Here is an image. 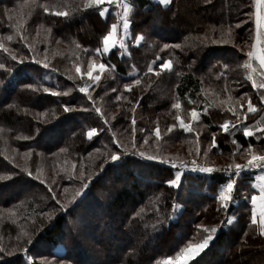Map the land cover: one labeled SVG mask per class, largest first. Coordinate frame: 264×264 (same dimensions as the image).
<instances>
[{
	"label": "trees",
	"instance_id": "16d2710c",
	"mask_svg": "<svg viewBox=\"0 0 264 264\" xmlns=\"http://www.w3.org/2000/svg\"><path fill=\"white\" fill-rule=\"evenodd\" d=\"M129 1L133 14H148L150 18L143 27H137L133 18L132 37L125 43L126 50L117 46L102 56L94 50L102 47V37L108 32L111 21L118 16L116 9L110 6L108 13L102 17L97 8H84L85 0H37L38 4L49 6L48 13L43 8L25 7L32 14L30 20L23 23L22 31L24 35L29 34L35 52L28 56H35L39 61H44L46 56L49 67L45 68L43 63L34 60H25L23 63L10 62V66L0 69V129H3L0 131V175L6 177L0 180V247L13 253L6 255L0 252V257H3L0 264H83L87 261L86 264H156L165 256H174L187 242L195 241L197 233L204 231L197 225L215 227L217 231L208 248L190 264H264V236L260 235V231L244 234L248 228L249 201L254 193L252 184L256 172L233 177L237 180L234 190L239 194L234 191V199L227 208H222L215 197L231 175L220 172L186 174L179 188L170 187L166 181L174 178L171 168L162 160L154 162L136 154L137 151H145L149 155L160 151L173 160L172 154L187 156L183 148L196 156L197 148L202 150L198 144L193 146L185 136H181L183 139L173 137L174 144L181 147L171 154H168L167 146L158 140L152 142L147 138L148 143L145 144L146 129L137 123V119H143L139 115L135 117L134 126L136 148L131 146V120L135 116L132 109H135L137 100L143 102L144 91L140 86L151 76L147 73L151 64L147 53H150L152 44L159 43L169 45L165 53L176 64L174 78L166 77L162 83L172 84L175 96L184 104L189 100L195 102L189 104H197L193 107L200 113L201 124L210 132H217L218 127L210 111H203L205 107L211 111L215 108L205 95V82L213 84L216 90L232 89L234 100L249 89L255 93L251 98L257 112L249 113L248 118H252L247 122L230 128L225 133L229 143L218 141L216 150L231 153L243 150L249 144L264 150V132H255L257 128H264V109L261 108L264 103L258 98L259 93L248 80L249 89L235 90L242 82L238 78L240 69L220 67L235 64L236 59L229 53H235L241 60L243 53L249 50V30L253 24L248 13L254 11L250 7L251 0H211L206 4L210 5L206 14L187 20H182L184 17H180L179 12L187 3L184 0H172L168 6L153 0ZM24 3L25 0H0V35L7 31V21L10 22L4 9H11L16 18L15 10ZM28 3L31 5V0ZM79 5H82L81 8L74 10ZM55 11H66L69 15L55 16ZM176 20L183 26H173ZM31 23L32 27L28 29L27 25ZM237 24L239 27H236ZM229 26L232 35L223 37L229 40L228 43L211 42L221 39V32H226ZM48 28H51L50 33ZM83 30L91 35L89 41L79 37L83 36ZM206 34L208 40H204ZM137 35L144 36L139 44L135 42ZM186 35L193 39H186ZM58 42L69 46L70 50L58 52L63 50L55 44ZM74 42L81 44V49L75 48ZM176 44H180L181 48L172 47ZM45 49L58 53H40ZM25 51L30 50L25 47ZM85 52L107 63L110 66L109 76L113 78L110 79L106 71L87 94L79 91L84 81L73 70L75 63L86 69L83 59L88 54ZM0 53L3 51L0 50ZM175 53H181L182 59H174ZM0 63H8L2 54ZM186 64L191 65V70ZM111 65H115L114 70ZM68 76L75 79L69 80ZM136 78H142L141 84L134 85L131 91L125 90L124 84ZM26 84H33L39 90L26 89ZM43 87L61 94L45 93ZM65 92L67 95L63 94ZM88 95L93 97L95 105ZM117 96L122 98L117 100ZM247 98L245 96L241 100L244 104L242 111L247 110ZM234 100L223 108L227 110ZM65 106L72 110L65 112ZM95 107H100L103 115L97 113ZM164 108L165 105H155L153 110L160 112ZM236 108L241 111L239 105ZM15 110L19 111L18 115ZM242 119L241 116V122ZM244 127L251 128L255 135L245 136ZM92 128L97 131L89 139L87 133ZM55 133L54 138L51 137ZM114 138L125 147L118 148ZM61 148L67 149L66 154L60 153ZM29 149L32 154L25 158L24 153ZM117 151L124 154L118 162H112L110 155ZM88 153L89 156H85ZM25 167L33 173L32 176L23 170ZM38 168L41 169L39 180L35 178ZM81 171L85 174L84 180L77 179ZM89 176L91 180L87 179ZM82 183H88L83 195L66 211H60L53 195L64 203V188H68L70 196ZM54 210L51 221L41 215ZM81 211L83 213H78ZM88 213L89 216L84 219ZM137 213L140 215L137 216ZM79 215L83 216L80 220L77 219ZM24 231L31 235L32 244L26 242L28 237L23 235ZM203 234V237L207 235ZM79 237L85 240V244ZM255 242L257 247L252 249L256 253L259 251L256 261L237 259L241 246H254ZM20 249H27V254ZM87 253H92L91 257Z\"/></svg>",
	"mask_w": 264,
	"mask_h": 264
},
{
	"label": "snow or ice",
	"instance_id": "6c2138e0",
	"mask_svg": "<svg viewBox=\"0 0 264 264\" xmlns=\"http://www.w3.org/2000/svg\"><path fill=\"white\" fill-rule=\"evenodd\" d=\"M205 3H211V0H204ZM105 3L111 5V4H119L122 8H123V17H121L122 19V28H123V34L124 37L126 38L128 35V31H129V27H130V19H129V12L130 9L132 7L131 4L127 3V2H122V0H85L84 2V8H97L99 11V15L100 16H105L108 13V8L106 7H100L102 5H104ZM159 4L168 6L172 3V0H158ZM21 9L25 8V7H31V8H43V11L45 13H48L50 11V8L47 4H38L37 0H31V5H29L28 0H25V3L23 5L20 6ZM250 7L252 9H254V11H250L248 13V17L249 20L252 21L253 24V28L249 30V39L251 40L250 46H249V50L246 52V59L243 60L242 64H238V67H242L245 70V74H246V79L248 81L251 82V86L253 89L256 90H264V0H251V5ZM75 10V9H74ZM12 10L5 8L4 9V13L7 17V19L9 21H11L13 19V15L11 14ZM31 11L28 13V15H31ZM53 15L55 16H62V17H67L69 15L68 12L66 11H55L53 12ZM12 27H14L16 29L17 34L19 35V38L21 41H25V47H27L30 51L33 49V46L29 43H27V38L26 36L23 34V32L21 31V29L23 28V22L18 20L16 24L12 25ZM39 27L43 28V25H40ZM118 27L119 25L117 23H113L110 26V30L102 37V47H98L94 50V52L96 54L99 55H103V54H107L110 53V51L114 48H116L117 46H119L120 49L122 50H126V44H125V40L122 39L119 35H118ZM236 27H239V24L236 25ZM213 31H215V29H213ZM47 32H51V28L47 29ZM39 34V33H38ZM232 35V28L231 26L228 27L227 31H222L221 32V39H213L211 42L212 43H228L229 40L223 38L225 36L230 37ZM7 39L8 41H12L13 40V36L12 35H8L6 37H0V50H3V52L8 53L9 56L11 57L12 60H17V55L15 54V52L13 50H11L9 47H7L2 40L3 39ZM208 36L207 34L204 36V40H208ZM144 39L143 35H137L135 37V42L137 44H139L142 40ZM59 43V42H58ZM245 43H248V41H245ZM165 48H168L169 45H164ZM172 47L175 48H181L180 44H176L173 45ZM76 48H81V45L79 43L76 44ZM242 50V49H241ZM84 51H87V49H84ZM45 52H47V49H45ZM122 54H125L124 52H122ZM26 59V57H25ZM32 60H34L36 63H43V66L45 68L49 67V64L46 62L47 61V57L45 56V60L44 61H39L36 60L35 56H33L31 58ZM19 62L23 63V59H21ZM255 62V63H254ZM258 65V67H257ZM172 61L171 60H167L164 61L159 67H160V71L163 70H171L172 69ZM5 64L0 63V69H5ZM75 67V72L77 74L78 77H80L81 79L83 77H87L88 78V83L85 84V86L80 87L79 91L82 93L87 94L89 91V88L93 85V84H98V82L101 80V76L103 73H105L106 71H108L110 69V66L107 63L104 62H100L97 63L95 60H90L87 64V68L85 71L81 70V65L80 63H75L74 64ZM224 68H228V65H224ZM111 69L114 70L115 69V65H111ZM53 71H56V69H53ZM160 71H156L151 65L148 66L147 68V73H153L155 72V74L157 76L160 75ZM95 73V74H94ZM257 76L259 77V79H257ZM69 80H73L75 79V77L73 76H68ZM141 84V80L139 78L133 79L131 81V83H126L124 84V89L127 91H131L134 85H140ZM24 87L26 89H31L33 91H38L39 89L34 86L33 84H26L24 85ZM43 91L45 93H49L51 92L52 95H60L61 93H58L54 90H52L49 87H43ZM112 91H116L115 89H112ZM203 91V89H202ZM64 95H67V92L63 93ZM247 96V93H245L242 97L235 99L232 95H228L227 100H221L220 103L221 104H228L229 102H232L234 100V103L231 104V106H229L227 108L228 112H231L233 116L236 117V122L233 123L232 121L226 120L223 124L220 125V128L224 131V132H229L230 127L235 128L236 124L241 122V116L243 117V119H248V114L249 113H256L257 112V107L256 105L253 103L252 98L248 97L247 98V110L246 111H242L244 109V104L241 103V100L244 99V97ZM122 97L121 96H117L116 99L120 100ZM88 99L93 101V104L95 105V101L93 100V97L91 95H88ZM259 99L261 101H264V94H260L259 95ZM137 104H139V100H137L136 102ZM189 103H195L192 100H189ZM236 105H239V108L241 111H237ZM9 107H13V105H9ZM172 108L174 109H180L181 108V103L179 101H176L175 103L172 104ZM261 108L264 109V104L261 105ZM72 109H70L68 106L64 107V111L68 112L71 111ZM87 109H85L86 111ZM95 111L97 113H100L101 115H103V113L101 112V108L100 107H95ZM133 112H135V109H132ZM203 111L205 113H207L208 111V107H205L203 109ZM40 115H44L43 113H41ZM190 116H191V120L189 122H185L179 115L176 117V120L179 122V127L181 129H183L185 132H192L193 128H192V121H197L200 118V113L197 111V109L194 107L190 110ZM113 119H115V117H113ZM105 123H108V120L105 119ZM131 123L133 125V129H132V142H131V146L133 149L136 148V142H135V124H136V119L135 116L132 117ZM176 125L173 124L171 126H169L167 128L168 132H171L173 130V128H175ZM0 131H3V129H0ZM96 129L92 128L88 131L87 136L89 139H91L93 137L94 134H96ZM141 131H144L143 129H141ZM155 132V137L157 140L161 139V131L159 129V126H157L154 130ZM255 132H264V128H257L255 130ZM255 132L249 128V127H244L243 128V134L247 137H252L255 135ZM24 139H28V137H23ZM114 143L118 146V148H124L125 146L123 144L120 143V141L116 140L114 138ZM144 143L147 144L148 140L147 138H145ZM216 138L215 135H213L212 137V141H211V145L212 147H216ZM233 143L235 144L236 141H233ZM61 152H66L67 149L66 148H61L60 149ZM96 151H99V149H97ZM125 151H127V149H125ZM199 148H197V154H199ZM247 161L245 164H230L228 165L227 169H219V171H229L231 173H233L232 176H230L227 181L225 182V184L221 187L218 195L215 197L219 202L222 208H227L229 203L234 199L233 196V192L235 189V186L237 184V180L233 177H239L241 176L243 171L249 170V169H264V154H259L255 151H253V145L249 144L248 148H247ZM32 154L31 149H29L27 152L24 153V157L25 158H29ZM124 153H121L119 151L117 152H113L110 155V160L112 162H118L121 159V156ZM136 154L141 157V158H145L147 160H162L163 162H167L170 163L172 165V167L174 168H187V165L181 161L179 163V165L176 164V162H174L171 159H167L164 160V158L158 156V155H149L148 153H146L145 151H137ZM235 155V153L233 154ZM193 163L195 164V161H193ZM73 168H75V165H73ZM25 172L28 173L29 176H32L33 173L27 168L25 167L23 169ZM192 171H199L202 173H208L211 174L214 171H217V169H215L212 166H208V167H202L197 165L196 167L191 169ZM37 175H36V179H40L41 178V169H37ZM5 176L0 175V180L5 179ZM85 178V174L83 171L80 172L79 177H77V179L80 180H84ZM182 178H183V174L177 170V172L174 175V178L169 179L168 181H166V183L170 186V187H176L179 188L182 184ZM88 180H91V176L87 177ZM261 181H264V176L260 177ZM43 182V181H42ZM259 194H253L251 195V204H252V212H251V223L253 225L259 224L260 225V235L264 236V183H261L259 186ZM88 188V183H82L78 188H76L69 196L68 194V188H64V194H63V199H64V203H61L60 199L58 197L55 196V194L53 195V199L56 200L57 204L60 205L59 210L60 211H66L68 206L71 204H75V202L77 201V199L79 197H81L84 193V190ZM49 191H52L51 188H49ZM259 202V211H257V204ZM175 207V206H173ZM41 215H43L44 217H46L49 221H51L55 215V210L52 213H42ZM140 213H137V216H139ZM33 223H35L33 221ZM197 228H203L204 232L207 233V235H205L198 243H192L191 241L187 242L184 246L180 247L179 250L175 253L174 256H165L162 259L156 261V264H190V261L194 260L197 256H199L205 249L208 248L210 242L213 240V234L217 231V229L215 227L212 228H208L206 226L203 225H197ZM23 235L28 237L27 239V243L28 244H32L34 241L31 238V235L27 232L24 231ZM19 239V237L17 238ZM21 251H24L25 254H27V249H20ZM0 252H5V249L3 247H0ZM6 255H12L13 253L11 251H7L5 252ZM0 259H3V257H0ZM29 260H31V257H28Z\"/></svg>",
	"mask_w": 264,
	"mask_h": 264
},
{
	"label": "rangeland",
	"instance_id": "374dc122",
	"mask_svg": "<svg viewBox=\"0 0 264 264\" xmlns=\"http://www.w3.org/2000/svg\"><path fill=\"white\" fill-rule=\"evenodd\" d=\"M155 1V0H153ZM187 3H184L182 6V10L180 9V17H184V19L182 20H187L188 19H193L195 17H198L199 14H203V13H207V11H209L208 9H210V5H206L207 3H205L204 1H199V0H184ZM122 2H127L130 4L129 0H122ZM82 5H79L75 10H79L81 8ZM110 6L115 10L116 9V13H117V18L115 20L111 21L110 26L113 23H119L121 19V17H123L124 13H123V8L119 5V4H107L106 8H110ZM31 8V7H30ZM133 10V8L131 7L130 12H129V19L130 21H132L133 18H135V21L137 23V27H143L144 25H146L145 23L148 22L150 16L147 15H143L142 13H138V14H133L131 11ZM238 11V10H237ZM30 11H27L25 8L21 9V7L17 8L15 10V14H16V18H14L13 16V21L8 22L7 21V31L6 32H2L3 34L0 35V37H6L8 35H12L13 36V40L12 41H8L6 38L2 40V42L9 47L11 50H13L15 52V54L17 55V60H12L11 57L9 56L8 53H0V55H4L5 56V60L8 62L7 64H5L6 66H10L9 63L11 62V64L13 62L16 61H20L21 59H23V61L25 60H32L30 59L31 56L30 53H35L33 51V49L31 51H25V41H21L19 38V35L16 32V29L14 27H12V25L16 24L18 20L22 21L23 23L26 22V20H30V16L28 15ZM239 14V11H238ZM13 15V14H12ZM181 20V19H180ZM35 21V20H32ZM244 23V22H243ZM11 25V26H10ZM24 25V24H23ZM173 26H177L179 27L180 25L183 26L181 23H179L177 20L175 22L172 23ZM110 26H109V30H110ZM26 27V26H25ZM28 29H31L32 27V23L30 25H27ZM83 27L85 30V23H83ZM184 28V27H183ZM83 30V36H79L83 41H89L92 37L91 35L89 36L87 34V32H85ZM108 30V31H109ZM22 31V29H21ZM73 31V30H71ZM24 33V31H22ZM27 38V43L31 44L33 46V44L31 43L30 39H29V34L27 33L26 35ZM193 36V35H191ZM132 34H131V23H130V27H129V31H128V35L125 38L124 34H122V39L125 40V43L131 39ZM193 39V37H189L186 35V39ZM148 40V37H147ZM151 41H153V38H151ZM148 42H150L148 40ZM11 44V46H10ZM57 44V46L59 48H63V50L59 49L58 52H68L70 50V48H67L69 46H65L59 43H55ZM75 45L76 48V44L77 42L73 43ZM81 45V44H80ZM239 44H237L236 46H238ZM57 46H53L54 48H58ZM119 47V46H118ZM27 48V47H26ZM194 48V47H193ZM240 48V47H239ZM28 49V48H27ZM78 49V48H77ZM81 49V48H79ZM241 49V48H240ZM242 50L245 51V49L242 47ZM3 51V50H2ZM56 51H41L40 53H58ZM149 52L147 53L148 55H150V65L156 70V71H160V65L167 60H171L172 59L167 55V53H165V47L163 44H152L149 47ZM87 53V52H85ZM88 55L85 56L86 59H83L84 62V66L87 68V64L90 60H95L97 63L102 62L100 60L99 57H95L92 55H89V53H87ZM187 54H191V53H184V55ZM233 56V58H235V64H228V69H230V67L232 66L233 69H240V76L238 78H240L242 80V82H240L239 84H237L235 90L239 91H243L244 89H249V82H247L246 80V74H245V70L242 67H238V64H242L243 60L246 59V51L243 53V59L240 60V58H238V56L235 53H229ZM60 56V55H57ZM26 57V59H25ZM84 56H79L78 58H81ZM175 58L174 59H182V54L180 53H175ZM255 63V62H254ZM173 66L171 70H163L160 71V75L157 76L155 74V72L150 73L151 76L146 78V82L142 83L140 86L141 89H143L144 93L142 94V98L141 100L143 101L142 103L139 102V104H137L135 106V117L142 115L143 119H137V123L138 124H142L146 131H145V135L146 138H149L152 142L156 141V137H155V128L157 126H159V129L161 131V139H159L158 141H160V143L165 144L167 146V152L168 154L174 153V151H176V149L180 148L181 145H175V141L173 140V137H177L179 139H183L181 138V136H185V138L189 139V143L192 144L193 146L195 144H198L202 150L199 152V154H197L196 156L191 155L188 151L187 148H183V150H185L187 152V156L183 157L181 154H172V156H174L173 161L176 162L177 165H179V163L181 161H183L186 165H193V161H195L196 165H200L202 167H208V166H212L215 169H217V171L214 172H220V173H225L227 175H233V173L229 172V171H219V169H227L228 165L230 164H245L247 161V148L243 149V150H234L235 152H231V153H223L220 150H216V147H212L211 145V141H212V137L213 135H215L216 138V142H223L228 144L229 140L228 137L225 135L226 132H224L221 128L220 125L223 124L226 120L232 121L233 123L236 122V118L235 116L231 115L230 112H228L227 110H225L223 108V106H226V104H221L220 101L221 100H226L228 95H232V89H225L223 88L222 90L217 89L213 84H208L205 82V88H204V92L205 95L208 97L211 105H214L215 108L210 111V115L212 120L216 123L217 127H218V131L217 132H210L209 130H207L202 124L200 119L197 121H192V128L193 131L192 132H185L183 129H181L179 127V122L176 120V117L179 115L186 123L189 122L191 120V116H190V110L192 108H194L193 106L197 107V104H184L183 101L179 100L174 93V86L170 83H162V81H164V79L170 78L175 76V73L173 72V70L176 67V64H174L172 62ZM68 65V64H66ZM187 65V64H186ZM188 70H191V65L188 64L187 65ZM222 68H224V65L220 66ZM258 67V66H257ZM73 70L75 71V67L73 68ZM81 70L85 71L82 66H81ZM76 73V72H75ZM95 74V73H94ZM107 75H110V69L107 71ZM174 75V76H173ZM77 76V74H76ZM110 79H113L112 77L109 76ZM257 79H259V77L257 76ZM140 80L142 81V78H140ZM77 81V80H76ZM84 81V86L86 83H88V78L87 77H83ZM149 81H151V83H149ZM113 85V84H112ZM245 93H247L248 97H251L253 94H255L253 91H251L250 89L245 91ZM257 96L259 98L260 94H264V90H257ZM214 95H217L216 97H214ZM244 95V94H243ZM176 101H179L181 103V108L180 109H174L172 108V104L175 103ZM264 103V101H262ZM155 105H160V107H163V105H165V108L163 110H161L160 112H156L155 110H153ZM215 110V111H213ZM198 111V110H197ZM18 110H15L14 113H16V115H18ZM252 117L249 116L248 119H242V122L240 123H244L243 121L247 122L249 119H251ZM240 123L236 124V127H238V125H240ZM249 123V122H248ZM175 124L176 127L173 128V130L171 132L167 131V128L171 125ZM232 128V127H230ZM148 129V130H147ZM144 130V129H143ZM141 131V130H140ZM144 132V131H141ZM55 134H51V137L54 138ZM179 143V142H178ZM216 143V144H217ZM231 145V144H229ZM159 146V145H158ZM232 147V145H231ZM157 149H159L157 147ZM253 151L259 153V154H264V150L260 149H256L253 148ZM67 152V151H66ZM66 152H61V154H66ZM59 153V152H57ZM235 153V155H233ZM60 155V154H59ZM151 155H158L162 158H164V160H167L169 158L165 157L160 151H157L156 153H151ZM85 156H89V153L86 154ZM188 157V158H186ZM181 158H186L185 160H180ZM152 161V160H151ZM154 162H157V160H154ZM164 165L168 166L169 168H171L175 173L177 172V170H179L182 174L183 177L186 174L190 173V170L188 168H174L172 167V165L170 163L167 162H163ZM243 174V173H242ZM202 175H205L202 174ZM222 187V186H221ZM220 187V189H221ZM220 189L218 190V193L220 191ZM236 191V190H234ZM236 194H239V192H235ZM234 193V194H235ZM235 194V195H236ZM248 201H245V203H247ZM250 217L247 221L248 223V228L244 230V234L246 233H253L255 231H259V228L256 225H253L251 223V212H252V204H251V198H250ZM241 209V207H240ZM83 211V210H82ZM78 212V213H83V212ZM85 211V210H84ZM89 216V213L87 215H84V219H86V217ZM83 216L81 217L80 215L77 217V219H82ZM254 226V227H253ZM256 227V228H255ZM203 232H198L197 233V238L195 239V241H193L192 243H198L202 238H203ZM87 234V233H86ZM203 234V235H202ZM79 239L81 240V237H79ZM83 242V244H85V240H81ZM242 245V243L240 244V246ZM257 247V243L255 242V245L253 246H247V247H242L241 246V251L240 254H237V259H241L242 261L246 260L248 258L249 262L256 261V257H258L259 255V251L258 253H256L252 248ZM237 249V247H236ZM237 251V250H236ZM92 253H87V255H90L91 257ZM250 257V258H249ZM89 262V261H87ZM87 262L83 263L86 264Z\"/></svg>",
	"mask_w": 264,
	"mask_h": 264
},
{
	"label": "crops",
	"instance_id": "0c3cea01",
	"mask_svg": "<svg viewBox=\"0 0 264 264\" xmlns=\"http://www.w3.org/2000/svg\"><path fill=\"white\" fill-rule=\"evenodd\" d=\"M155 2H158V0H155ZM164 6H165V5H164ZM118 25H119V27H118V35H119L120 37H122V34H123L122 20L119 21ZM261 176H264V169H262V170H260V171H257V172L255 173L254 182H253V184H252L253 187H254V193H253V194L258 195V194H259V187H258V186H259L261 183H264V181H261V179H260ZM253 194H252V195H253ZM257 211H259V202H258V204H257ZM257 226L259 227V228H257V229L260 230V225L257 224Z\"/></svg>",
	"mask_w": 264,
	"mask_h": 264
},
{
	"label": "built area",
	"instance_id": "2783aa9c",
	"mask_svg": "<svg viewBox=\"0 0 264 264\" xmlns=\"http://www.w3.org/2000/svg\"><path fill=\"white\" fill-rule=\"evenodd\" d=\"M197 165L196 164H193V165H187V168L190 170V173L189 174H192V175H202L204 173L202 172H199V171H192L191 169L196 167ZM200 166V165H199ZM262 169H249V170H246V171H243L242 173H251V172H257V171H260ZM214 173V172H213ZM205 174H208V173H205Z\"/></svg>",
	"mask_w": 264,
	"mask_h": 264
}]
</instances>
